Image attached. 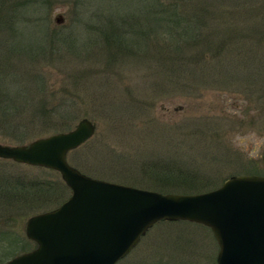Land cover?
Instances as JSON below:
<instances>
[{
    "label": "rangeland",
    "instance_id": "374dc122",
    "mask_svg": "<svg viewBox=\"0 0 264 264\" xmlns=\"http://www.w3.org/2000/svg\"><path fill=\"white\" fill-rule=\"evenodd\" d=\"M51 2L0 9V144H27L87 118L93 136L66 158L90 177L199 193L232 175H264V0L232 4L254 11L221 21L202 15V33L213 35L184 55L173 36L154 35L155 25L104 21L108 12L134 14L145 0H96L99 13L77 26L73 0ZM134 30L146 35L124 34ZM18 179L42 182L48 195L12 211L0 202V264L35 248L20 241L29 216L70 195L58 172L0 159V181ZM217 251L209 228L160 221L116 264H216Z\"/></svg>",
    "mask_w": 264,
    "mask_h": 264
},
{
    "label": "water",
    "instance_id": "95a60500",
    "mask_svg": "<svg viewBox=\"0 0 264 264\" xmlns=\"http://www.w3.org/2000/svg\"><path fill=\"white\" fill-rule=\"evenodd\" d=\"M54 21L63 22L58 14ZM94 123L27 144H0V159L52 169L70 189L59 206L26 219L34 249L3 264H116L159 221L208 227L217 242V264H264V175H232L212 190L161 193L81 173L67 153L91 138ZM264 163V149L262 152Z\"/></svg>",
    "mask_w": 264,
    "mask_h": 264
},
{
    "label": "trees",
    "instance_id": "16d2710c",
    "mask_svg": "<svg viewBox=\"0 0 264 264\" xmlns=\"http://www.w3.org/2000/svg\"><path fill=\"white\" fill-rule=\"evenodd\" d=\"M8 1L9 0H1L2 7L0 9L3 8L6 12L10 13L16 12V8L17 11H19L18 8L25 9L24 7L28 6V4L33 7H43L45 4L52 3L51 0H31L30 2H27L28 0H14L11 1L10 4H6ZM95 1L96 0H73L74 11L77 19V24H75L76 26L80 25L83 21L92 19L93 16H96V14L99 13V9L96 7ZM145 2L146 4L144 7H139L137 12H132L134 14L118 13L115 14L114 17L112 13L108 12L104 21L114 25H128L129 21L137 22L135 26L133 24L130 30L135 29L141 23H143V30L151 28L155 25L157 28H153L154 35L159 34L160 31V33L163 32V34L173 36L174 40H177L174 44H172L174 50H177L180 55H184L185 51H192L194 47L201 45L209 38V36L213 35L212 33H202L201 24L203 25L206 21L201 19L202 15H207V17L213 18L216 17L217 21H221L224 17L230 18L234 14H242L248 10H251L252 12L254 11V9L249 5L244 6L246 9H236V5H232L239 3L246 4L247 0H145ZM210 3L212 4L213 9L217 8V12L215 14L214 12H211L209 8ZM228 3L232 6V9H229ZM223 4H226L228 7L225 9ZM220 5H222V7ZM9 16L10 19H13L15 14H10ZM142 19H144L145 22H142ZM146 22L149 23V27ZM143 30H134L128 33L126 31L124 34H126L127 37H129L128 34L130 33L131 35L136 36L140 32L144 34L146 31ZM145 35L146 34L143 36ZM108 37L110 38L109 35ZM115 43L118 44V41L114 38L112 40V44ZM205 45L207 44L205 43ZM27 182L28 186L25 185L26 183L18 179L16 180V185L12 186L9 185L6 180L0 181V202L5 203L3 211H12L17 206L23 209L24 206L35 205L36 201L43 199H45L43 201H46V196L48 194L44 193V191L48 190L42 189L44 188V184L37 180ZM36 186H39V189H36ZM36 192L38 193L36 194ZM13 216L14 215H7L5 216V219H10ZM4 233L5 231H2L0 234L3 235ZM20 241H24L25 246L34 244L24 237H22V239L20 238ZM7 248L8 247H5V249Z\"/></svg>",
    "mask_w": 264,
    "mask_h": 264
}]
</instances>
